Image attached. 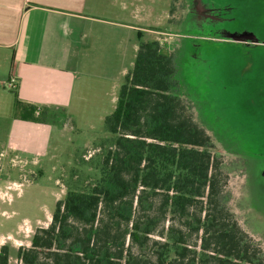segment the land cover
I'll return each mask as SVG.
<instances>
[{"label":"rangeland","instance_id":"374dc122","mask_svg":"<svg viewBox=\"0 0 264 264\" xmlns=\"http://www.w3.org/2000/svg\"><path fill=\"white\" fill-rule=\"evenodd\" d=\"M187 1L88 0V10L133 23L137 46L160 40L161 51L179 64L180 94L222 159L227 203L264 250V0H208L210 12ZM127 49L112 81L99 68L80 69L69 114L53 123L20 119L15 91L1 86L0 249L8 246V264H19L18 248L49 224L56 200L99 179L102 155L115 138L104 117L124 81L121 68L133 67L132 40Z\"/></svg>","mask_w":264,"mask_h":264},{"label":"trees","instance_id":"16d2710c","mask_svg":"<svg viewBox=\"0 0 264 264\" xmlns=\"http://www.w3.org/2000/svg\"><path fill=\"white\" fill-rule=\"evenodd\" d=\"M179 84L173 56L158 40L140 41L104 117L115 138L99 179L56 200L49 224L18 248L19 264H264L227 203L222 159ZM14 96L22 120L55 116ZM8 257L3 245L0 264Z\"/></svg>","mask_w":264,"mask_h":264},{"label":"crops","instance_id":"0c3cea01","mask_svg":"<svg viewBox=\"0 0 264 264\" xmlns=\"http://www.w3.org/2000/svg\"><path fill=\"white\" fill-rule=\"evenodd\" d=\"M118 27L126 30L121 38ZM136 29L89 11L88 0H0V91L13 77L15 87L9 89L21 101L50 107L54 118L68 115L80 69L87 74L99 68L112 81L130 40L137 52ZM127 72L122 67L120 74Z\"/></svg>","mask_w":264,"mask_h":264},{"label":"flooded vegetation","instance_id":"af4514ba","mask_svg":"<svg viewBox=\"0 0 264 264\" xmlns=\"http://www.w3.org/2000/svg\"><path fill=\"white\" fill-rule=\"evenodd\" d=\"M185 1H187V0H185ZM191 1L194 2L195 8L197 10H200V11H205L206 10V11H209V12L212 10V7L210 6V4H209L210 2L208 0H191ZM186 8L188 10V8H189L188 5H187ZM204 15H206V14H204Z\"/></svg>","mask_w":264,"mask_h":264},{"label":"built area","instance_id":"2783aa9c","mask_svg":"<svg viewBox=\"0 0 264 264\" xmlns=\"http://www.w3.org/2000/svg\"><path fill=\"white\" fill-rule=\"evenodd\" d=\"M15 83H16L15 78L10 77V78L7 80L6 85H7L8 88H14V87H15Z\"/></svg>","mask_w":264,"mask_h":264}]
</instances>
